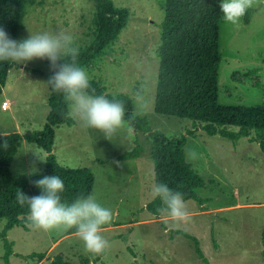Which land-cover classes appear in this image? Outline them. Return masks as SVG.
I'll list each match as a JSON object with an SVG mask.
<instances>
[{
	"label": "rangeland",
	"instance_id": "1",
	"mask_svg": "<svg viewBox=\"0 0 264 264\" xmlns=\"http://www.w3.org/2000/svg\"><path fill=\"white\" fill-rule=\"evenodd\" d=\"M131 11L129 23L119 39L85 70L108 92L126 93L138 116H147L152 131L180 136L189 129L188 159L206 180L198 189L202 201L184 199L191 219L172 229L166 215L147 208L154 198L155 181L150 132L135 128L127 120L111 137L95 128L63 123L57 128L54 151L59 161L72 168L90 167L96 175L94 195L113 212L102 235L111 247L103 254H85L74 229L34 230L15 226L8 231L13 242L10 264H52L62 255L74 264H264V152L258 131L238 140L211 135L190 118L158 113L155 110L160 68L162 22L166 0H114ZM248 23L245 16L236 24L220 23L222 61L219 78L220 102L230 105H264V0H256ZM94 0H30L17 41L44 32L70 34L75 45L85 48L95 38ZM23 64V65H22ZM48 59L16 64L9 71L0 94V138L10 131L23 134L44 127L50 111ZM10 98V99H9ZM237 131L239 127L228 126ZM139 140L143 152L136 158L119 159ZM32 151L47 159V151L24 140L11 170L15 175L32 176L46 168ZM33 165L38 169L33 172ZM6 219L0 220V232ZM29 226V224H28ZM183 229L196 235L209 262L196 252L194 242L174 232ZM43 253L44 258L31 256ZM6 244L0 236V264H5Z\"/></svg>",
	"mask_w": 264,
	"mask_h": 264
},
{
	"label": "trees",
	"instance_id": "2",
	"mask_svg": "<svg viewBox=\"0 0 264 264\" xmlns=\"http://www.w3.org/2000/svg\"><path fill=\"white\" fill-rule=\"evenodd\" d=\"M30 0H0V28H3L10 38L17 40L22 22L27 14ZM96 5V34L90 45L79 49L77 66L86 69L107 48L116 42L123 29L127 27L131 15L128 7L118 6L114 0H94ZM221 0H166L165 18L162 22L161 46L159 50L160 68L156 92L155 110L158 113L175 115L194 120L195 124L202 122V128L209 134H221L233 140L249 136L252 130H257L261 148L264 152V105H230L220 102L219 78L222 61L220 46V23L222 12ZM254 8L246 11L245 21L251 19ZM61 59L58 63H65ZM12 61H0V94H3L9 71L15 65ZM58 70V69H57ZM54 74L53 69L47 73L48 80ZM50 95V111L44 127L27 132L10 131L0 138V220L6 219L0 236L4 238L6 253L5 264H10L13 253V242L7 235L15 226L28 228L29 208L21 207L16 201V192L21 189L26 195L38 196L42 189L33 182L44 176H59L65 185L61 193L62 201L72 202L77 197L93 194L96 175L90 167L72 168L63 165L54 151L57 128L63 123L75 125V119L66 116L68 111L64 94L53 91L48 82ZM91 89L95 95H104L125 101V117L132 126L150 132L153 138L152 155L155 162V181L167 184L173 191L182 193L184 199L202 201L198 189L206 186V180L197 171L193 163L186 158L188 135L170 137L162 132L152 131L147 116L136 115L130 119L134 111L133 100L126 93L113 94L96 79H90ZM228 126H237L239 130H230ZM36 143L48 153L44 171L32 176L15 175L11 164L22 147L23 141ZM8 147H3L4 142ZM133 149L118 156L119 159L136 158L143 152L139 140ZM162 207L159 198L151 200L147 208L155 215ZM74 229L71 233L75 232ZM174 232L190 238L195 250L205 261L209 259L204 253L200 239L183 229ZM264 241V231H263ZM31 256L45 257L43 253H32ZM89 264V258H85ZM52 264H74L58 255Z\"/></svg>",
	"mask_w": 264,
	"mask_h": 264
},
{
	"label": "clouds",
	"instance_id": "3",
	"mask_svg": "<svg viewBox=\"0 0 264 264\" xmlns=\"http://www.w3.org/2000/svg\"><path fill=\"white\" fill-rule=\"evenodd\" d=\"M255 3L256 0H221V19L225 23L236 24ZM78 55L79 47L75 45L73 36L63 31L31 33L28 38L17 41L0 28V61L23 63L37 58L48 59L54 71L48 82L53 91L64 94L68 106L66 116L80 121L84 127L100 130L111 140L125 123V101L115 97L108 99L104 95H95L94 90L90 91V77L84 68L77 66ZM62 58L66 62L58 63ZM138 114L133 111L130 119H135ZM3 147L7 149L6 141ZM32 152L39 161L47 160L38 151ZM196 156L195 150L186 152L188 159ZM37 170L33 165L32 171ZM33 183L43 190L41 195L30 197L21 189L16 192L17 203L29 208V227L46 232L75 229L86 255H100L111 247L110 241L101 233L103 226L113 220V212L98 203L94 195H81L69 203L62 201L65 185L59 176H44ZM151 195L161 201L162 207L157 210L169 218L165 221L169 229L191 219L181 192L173 191L165 183H157L152 186Z\"/></svg>",
	"mask_w": 264,
	"mask_h": 264
},
{
	"label": "crops",
	"instance_id": "4",
	"mask_svg": "<svg viewBox=\"0 0 264 264\" xmlns=\"http://www.w3.org/2000/svg\"><path fill=\"white\" fill-rule=\"evenodd\" d=\"M9 99H10V98H9ZM60 126H61V125H60ZM60 126H59V127H60ZM59 127H58V128H59ZM23 142H24V141H23Z\"/></svg>",
	"mask_w": 264,
	"mask_h": 264
},
{
	"label": "water",
	"instance_id": "5",
	"mask_svg": "<svg viewBox=\"0 0 264 264\" xmlns=\"http://www.w3.org/2000/svg\"><path fill=\"white\" fill-rule=\"evenodd\" d=\"M23 65V64H22Z\"/></svg>",
	"mask_w": 264,
	"mask_h": 264
}]
</instances>
